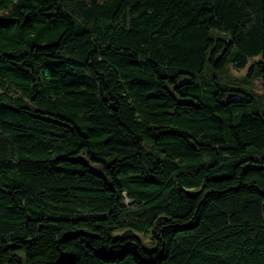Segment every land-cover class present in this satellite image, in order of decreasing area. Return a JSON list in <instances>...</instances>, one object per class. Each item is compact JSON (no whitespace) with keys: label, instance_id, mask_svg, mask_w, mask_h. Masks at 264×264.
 Here are the masks:
<instances>
[{"label":"trees","instance_id":"1","mask_svg":"<svg viewBox=\"0 0 264 264\" xmlns=\"http://www.w3.org/2000/svg\"><path fill=\"white\" fill-rule=\"evenodd\" d=\"M0 264H264V0H0Z\"/></svg>","mask_w":264,"mask_h":264},{"label":"rangeland","instance_id":"2","mask_svg":"<svg viewBox=\"0 0 264 264\" xmlns=\"http://www.w3.org/2000/svg\"><path fill=\"white\" fill-rule=\"evenodd\" d=\"M245 68H243V69H240V70H237V69H235V68H232L231 69V72H233L234 74H242L245 70H244ZM254 85H255V87L257 88V89H259L260 88V80H259V77L258 76H256L255 78H254ZM121 230H119V229H117V230H115L114 231V233L116 234V233H118V232H120ZM137 235L139 236V238H140V240H141V243H142V245L145 247V248H147V249H151L152 248V244L149 242V235H144V234H142V233H137Z\"/></svg>","mask_w":264,"mask_h":264}]
</instances>
